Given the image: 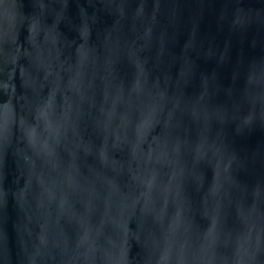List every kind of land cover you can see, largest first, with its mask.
I'll use <instances>...</instances> for the list:
<instances>
[{"label": "water", "instance_id": "water-1", "mask_svg": "<svg viewBox=\"0 0 264 264\" xmlns=\"http://www.w3.org/2000/svg\"><path fill=\"white\" fill-rule=\"evenodd\" d=\"M0 264H264V0H0Z\"/></svg>", "mask_w": 264, "mask_h": 264}]
</instances>
